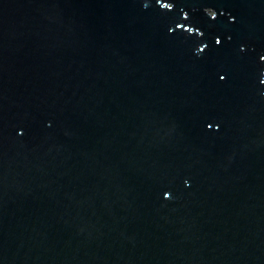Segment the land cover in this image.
Instances as JSON below:
<instances>
[{"label":"water","instance_id":"water-1","mask_svg":"<svg viewBox=\"0 0 264 264\" xmlns=\"http://www.w3.org/2000/svg\"><path fill=\"white\" fill-rule=\"evenodd\" d=\"M0 264H264V0H0Z\"/></svg>","mask_w":264,"mask_h":264}]
</instances>
